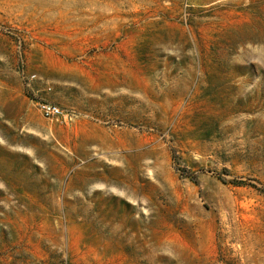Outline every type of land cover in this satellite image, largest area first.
Returning a JSON list of instances; mask_svg holds the SVG:
<instances>
[{
	"label": "rangeland",
	"instance_id": "obj_1",
	"mask_svg": "<svg viewBox=\"0 0 264 264\" xmlns=\"http://www.w3.org/2000/svg\"><path fill=\"white\" fill-rule=\"evenodd\" d=\"M0 264H264V0H0Z\"/></svg>",
	"mask_w": 264,
	"mask_h": 264
},
{
	"label": "built area",
	"instance_id": "obj_2",
	"mask_svg": "<svg viewBox=\"0 0 264 264\" xmlns=\"http://www.w3.org/2000/svg\"><path fill=\"white\" fill-rule=\"evenodd\" d=\"M41 108L43 112L45 113V115L47 116H53V115L60 116L65 113V111L61 107H59L56 104L47 102V101L41 102Z\"/></svg>",
	"mask_w": 264,
	"mask_h": 264
}]
</instances>
